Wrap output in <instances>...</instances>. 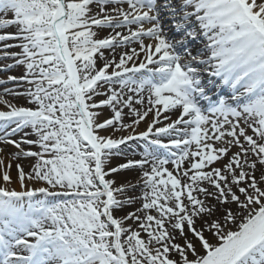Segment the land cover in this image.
<instances>
[{"label": "snow or ice", "instance_id": "snow-or-ice-1", "mask_svg": "<svg viewBox=\"0 0 264 264\" xmlns=\"http://www.w3.org/2000/svg\"><path fill=\"white\" fill-rule=\"evenodd\" d=\"M13 26L0 34V59L13 61L0 72L25 75L0 85L35 87L0 93V153L17 149L0 156V264H264V0H0V30ZM221 85L231 95L210 100ZM26 128L36 140L12 139ZM138 140L168 158L145 148L112 166ZM21 157L36 162L16 163L13 181ZM130 169L142 171L136 184L107 178ZM141 183L139 197L115 195ZM37 193L67 199L33 203Z\"/></svg>", "mask_w": 264, "mask_h": 264}, {"label": "bare ground", "instance_id": "bare-ground-1", "mask_svg": "<svg viewBox=\"0 0 264 264\" xmlns=\"http://www.w3.org/2000/svg\"><path fill=\"white\" fill-rule=\"evenodd\" d=\"M8 29H9L10 32H15L16 31V29H15L14 26L13 27H9ZM95 30L98 33V35H97L96 38H102L103 36H106L109 32H111V29H95ZM202 44H203V41L201 39L200 40H197L195 47H201ZM190 47H192V46L190 45ZM195 47H193V52H195ZM105 54L108 55V51L107 50H105ZM9 63H13V61L11 60V61L5 62L3 64H9ZM97 63H98V66H100L101 62L99 60L97 61ZM11 71L17 73L18 76H24L25 75V68L22 65L21 66L13 67L11 69ZM204 83H207V80H206L205 77H204ZM34 87L35 86L33 84H29L26 81H21L19 83V85H15L14 86L15 89L17 88V89H19V91H22L24 93H26L27 90L30 89V88L34 89ZM115 87L118 88L119 85H115ZM5 88L9 89V87L0 86V93H3V91H4ZM102 91H104V90H102ZM206 91H209V90H206ZM125 92H126V94H130V93H127V90H125ZM209 95H210V100H217L218 101V99L221 96L231 95V92H230V89H228L226 86L221 85V88L219 90H217L215 88L211 89L209 91ZM145 96H147V92H145ZM103 98H105V97L103 95H101V96L97 97L96 99L99 100V99H103ZM16 99L18 100L17 102H19L21 104V105H18V107H30V108H35L36 107V105L34 103H31L30 102V98L28 96H26V95L16 96ZM200 104H201L202 107L206 108L209 105V101L201 100L200 101ZM137 107H139V105H137ZM0 110L7 111L8 109L7 108H4V109H0ZM103 111L105 113H108L111 110L108 109V108H104ZM179 113H180V109L166 110L164 113H162L161 122L159 124L155 125L154 127H159L160 125H161L160 127H163L164 124L169 123L172 120L177 119L179 117ZM163 115H168L170 117V119L166 123H164L165 120H163ZM130 119H131L130 117H127L126 116L125 117V122H130ZM151 119H152V117L149 116L148 117V121H150ZM146 127H147V124L145 122H141V124L139 125V127H138L137 130L138 131H144L146 129ZM249 134H251V132H249ZM119 135H120V133H117V136H119ZM25 136H26L27 139H30V140H36L37 139L36 135L31 131L30 128H26L22 132L14 135L12 137V139L19 140V139H21V137H25ZM138 141H136V142H138ZM136 142H129V143H136ZM216 146L219 147L220 145L217 144ZM0 147H2V145H0ZM22 147H24V146H22ZM24 148L25 149H29L30 148L32 151H40V148H39L38 145L37 146H29V145H27ZM127 148H129V147L127 146ZM134 150H135V153H137L136 158L137 159H141L143 157V152L144 151H140V150H136V149H134ZM238 150H239L238 148L233 147L231 149V152L229 153V157L231 156V153L232 152H236ZM16 151H17V149H15L13 146H8L7 148H5V150H4L3 153H0V156H6V157L10 158L11 155L14 154ZM165 153H166V151H165ZM154 154L162 157V155L164 154V151H158V150H156ZM168 156H169V153L168 154H165V156L163 158H168ZM136 158L134 160H136ZM118 159H120V158H114V160L112 162L117 161ZM127 159H133V157L128 156ZM35 162H36V158L35 157H28V158L21 157L19 160L13 161V167L11 169V174H12V177H13V181H16V169H15V164L16 163H20L24 167L25 171H30L31 170V165L35 164ZM227 162H228V158H222L219 162H216L214 164V166L215 167H223V165L226 164ZM117 163L118 162L114 163V165L116 166ZM167 167L171 170L173 166L171 164H169V165H167ZM136 171L137 170H135V169L124 170V171H122L120 173H117V174H114V175H110L107 178H109V179H115L117 181V185L116 186H119V182L124 183V181H126L125 183H129L130 182L132 184H136V182L138 180H140V178L142 176V171L141 170L139 172H136ZM124 173H127V174H124ZM259 175H260V173H259V171H257L256 172L257 178H259ZM120 176H123L124 177L123 180L120 178ZM2 183H3V181L0 180V184H2ZM31 186L32 187H38V186H41V185H39V184H33ZM204 186L207 187L206 184ZM262 186L263 185H261V187ZM10 187L15 188L17 190H20L19 189V186H18V183H15V182L12 183L10 185ZM143 190H144L143 189V184L141 183V184H139L135 188L134 191L128 190L124 194L125 195H128V196L139 197L141 195V193H142ZM37 200H39V199L38 198H35V199L33 198V201L32 202L35 203V201H37ZM25 201L27 202V198H25ZM39 201H42V199H40ZM141 203H142V201L138 200L136 203H134L132 205L133 207H130V206L126 207L125 206L127 208L126 211L127 212L134 211L135 209H137V208H139L141 206ZM213 203H214V201H213ZM231 207L235 208V205H232ZM152 214H155V213H152ZM218 215H219V213H218ZM127 225H132L133 228L136 227V225L131 220L126 221L125 226H127ZM142 236L145 239L147 238L146 233H142Z\"/></svg>", "mask_w": 264, "mask_h": 264}, {"label": "rangeland", "instance_id": "rangeland-1", "mask_svg": "<svg viewBox=\"0 0 264 264\" xmlns=\"http://www.w3.org/2000/svg\"><path fill=\"white\" fill-rule=\"evenodd\" d=\"M5 32H10V31H9L8 28L7 29L0 30V34H3ZM201 40L204 42L203 38H201ZM6 43L12 44V45H17V44L21 43V41H19V40H8V41H6ZM0 47H2V44H0ZM9 51L16 52V53H20L21 52V49L19 47H12L11 49H9ZM193 54H195V52H193ZM9 61H11V60H3V59H0V66L4 65L3 63L9 62ZM8 75L20 77V76L17 75V73H15V72H13V71L10 70V71H7V72H0V79H5ZM19 83H16V82H7V83H5L3 85H0V86H6V87H9L10 90H14V91L19 92V93H24L22 91H19V89H20L19 87H18L19 89H17V88L15 89L14 88V86L15 85H19ZM217 83H219V81H217ZM19 96H21V95H19ZM4 99L10 101L11 103L15 104L16 106L21 105L19 102H17L18 100L16 99V96L5 95L4 96ZM4 108H6V107L4 105L0 104V109H4ZM167 121H164V123H166ZM155 138H156L155 136L151 137V139H155ZM161 139L163 140L164 143H167L168 142V138L167 137H161ZM22 146L25 147L27 145H22ZM122 147H125V146H122ZM128 147L129 148H127V147L125 148V151L123 152L122 155L113 157V160H114V158H120V159H118L117 161L112 162V166H115L114 163H116V162H118V163L119 162L120 163L126 162L128 156H131V157H133V159H135L137 153H135V150L134 149L140 150V151H144L145 148H148V141L139 140L136 143H129V146ZM148 150L153 151L154 153H155L156 150H158V151H164V154L162 155V157H164L165 154H168L169 153L168 149L156 148L155 146L148 148ZM165 151H166V153H165ZM172 151H178V150L175 149V148H173ZM136 160H139V159L136 158ZM135 170H137L136 172H139L140 171V169H135ZM124 174H127V173H124ZM120 178L123 180L124 177L123 176H120ZM125 182L126 181H124V183ZM121 183L122 182H119V185ZM262 187H264V185ZM116 195H117V198L118 199H123L124 196H125V194H116ZM35 198H38L39 200L42 199V201H44L48 205H53L55 203H58V202H60L62 200L67 199L66 197H64L62 195H58L56 197H50V196H47V195L41 194V193H37ZM132 205H125V206L126 207H128V206L133 207ZM126 207L124 208L123 211H116L114 214L117 217L123 216L127 212L126 211L127 210ZM206 235H208V234L206 233Z\"/></svg>", "mask_w": 264, "mask_h": 264}]
</instances>
